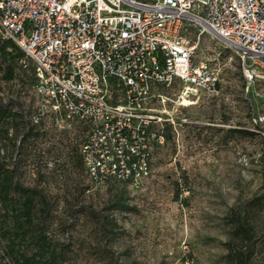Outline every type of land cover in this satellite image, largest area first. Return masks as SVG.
I'll return each mask as SVG.
<instances>
[{"label":"rangeland","instance_id":"374dc122","mask_svg":"<svg viewBox=\"0 0 264 264\" xmlns=\"http://www.w3.org/2000/svg\"><path fill=\"white\" fill-rule=\"evenodd\" d=\"M188 36H198V29L190 26ZM6 51L15 56L0 50V99L32 118L39 104L31 62L24 66L23 56L10 47ZM198 53L218 69L217 89L182 97L177 80L160 89L164 99L148 107L161 117L162 138L151 150L149 175L137 186L89 182L78 156L85 124L62 128L40 116L41 131L32 140L20 142L13 128L9 140L0 137L6 166L15 162L23 184L41 188L49 198L48 230L68 239L74 263L226 264L228 214L253 196L262 202L247 217L258 234L264 232L261 86L245 83L233 48L207 31L199 34ZM9 69L11 78L6 77ZM116 200L127 208L112 209ZM81 206L104 214L110 231L103 233ZM2 242L0 264H13ZM255 261L264 264V248Z\"/></svg>","mask_w":264,"mask_h":264},{"label":"built area","instance_id":"2783aa9c","mask_svg":"<svg viewBox=\"0 0 264 264\" xmlns=\"http://www.w3.org/2000/svg\"><path fill=\"white\" fill-rule=\"evenodd\" d=\"M204 31L233 48L246 84H260L263 120L264 0H0V37L31 62L33 120L87 126L78 153L96 187L149 175L162 128L148 105L161 88L216 91L218 69L198 53Z\"/></svg>","mask_w":264,"mask_h":264},{"label":"trees","instance_id":"16d2710c","mask_svg":"<svg viewBox=\"0 0 264 264\" xmlns=\"http://www.w3.org/2000/svg\"><path fill=\"white\" fill-rule=\"evenodd\" d=\"M0 39L3 53L14 58L13 53L6 51V47H10V51H16V56H23L21 61L28 66L29 59L11 39ZM6 77H12L11 69ZM25 115L22 111L12 110L9 102L0 99V137L9 140V129L13 128L18 131L20 142L35 138L41 131L38 126L40 117L34 121L33 117L25 118ZM4 158L0 153V243L4 241L2 250L8 259L13 264H76L68 239H60L48 230L52 208L49 198L41 188L23 184L17 164L11 162L10 166H6ZM261 202V196H253L229 212L231 228L224 242L226 264H258L255 257L257 251L264 248V232H256L247 212ZM111 208L122 210L127 206L125 202L116 200ZM81 209L96 219L103 233L110 231L104 214L87 206H81ZM111 264L119 263L113 260Z\"/></svg>","mask_w":264,"mask_h":264}]
</instances>
